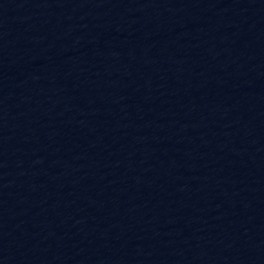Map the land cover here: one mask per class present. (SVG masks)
<instances>
[{
	"label": "water",
	"instance_id": "obj_1",
	"mask_svg": "<svg viewBox=\"0 0 264 264\" xmlns=\"http://www.w3.org/2000/svg\"><path fill=\"white\" fill-rule=\"evenodd\" d=\"M0 264H264V0H0Z\"/></svg>",
	"mask_w": 264,
	"mask_h": 264
}]
</instances>
